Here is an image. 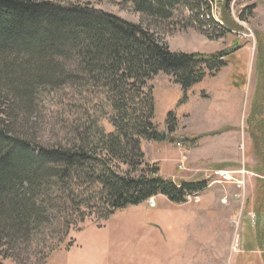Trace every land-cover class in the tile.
<instances>
[{
    "label": "trees",
    "instance_id": "16d2710c",
    "mask_svg": "<svg viewBox=\"0 0 264 264\" xmlns=\"http://www.w3.org/2000/svg\"><path fill=\"white\" fill-rule=\"evenodd\" d=\"M210 1L121 0L145 25L90 2L0 0V264H48L88 221L102 226L118 209L157 195L185 203L208 187V180L162 177L146 162L142 143L162 138L149 82L165 73L187 90L227 54L174 51L150 24L202 31L215 22ZM230 1L221 29L239 27L227 13ZM261 89L247 129L258 160L253 210L264 264ZM40 124L53 135L45 137Z\"/></svg>",
    "mask_w": 264,
    "mask_h": 264
},
{
    "label": "rangeland",
    "instance_id": "374dc122",
    "mask_svg": "<svg viewBox=\"0 0 264 264\" xmlns=\"http://www.w3.org/2000/svg\"><path fill=\"white\" fill-rule=\"evenodd\" d=\"M71 1L90 2L148 25L121 0ZM210 2L215 22L209 21L202 31L150 24L174 51L227 54L218 69L213 63L208 69L213 72L187 90L165 73L149 82L162 138L142 143L146 162L156 165L162 177L208 180V187L185 203L157 195L118 209L102 226L88 221L82 231L71 233L73 246L54 251L48 264H263L261 253L250 249L256 247L258 160L247 121L256 90L262 87L264 93V0H231L227 13L239 25L232 30L220 27L225 0ZM42 93L40 100L45 101L47 92ZM37 115L54 123L43 111ZM40 125L45 137L53 135L48 124ZM226 163L231 165L222 169L232 171L231 180L219 175L218 165ZM239 180L244 181L241 187ZM3 263L17 264L11 258Z\"/></svg>",
    "mask_w": 264,
    "mask_h": 264
},
{
    "label": "built area",
    "instance_id": "2783aa9c",
    "mask_svg": "<svg viewBox=\"0 0 264 264\" xmlns=\"http://www.w3.org/2000/svg\"><path fill=\"white\" fill-rule=\"evenodd\" d=\"M219 175L221 176L222 179L224 180H231L233 179V176H232V171H229V170H221L219 171ZM244 181H241L239 180L238 182V187H241V185L243 184ZM239 247V242H238V238L236 240V244L234 246L235 249H238Z\"/></svg>",
    "mask_w": 264,
    "mask_h": 264
},
{
    "label": "crops",
    "instance_id": "0c3cea01",
    "mask_svg": "<svg viewBox=\"0 0 264 264\" xmlns=\"http://www.w3.org/2000/svg\"><path fill=\"white\" fill-rule=\"evenodd\" d=\"M223 163H225V162H223ZM228 165H231V164H230V163H226V165H223L222 168H225V167H227ZM232 165H234V164H232ZM222 168H221V169H222ZM222 170H228V169H222ZM250 249L253 250V251H260L258 247H251Z\"/></svg>",
    "mask_w": 264,
    "mask_h": 264
}]
</instances>
